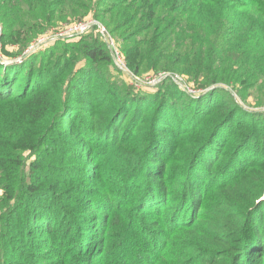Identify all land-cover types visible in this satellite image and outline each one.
Instances as JSON below:
<instances>
[{
    "label": "trees",
    "instance_id": "1",
    "mask_svg": "<svg viewBox=\"0 0 264 264\" xmlns=\"http://www.w3.org/2000/svg\"><path fill=\"white\" fill-rule=\"evenodd\" d=\"M37 3L49 7L44 0ZM16 19L8 34L14 42L24 40L31 29L14 32L11 23ZM50 19L48 10L44 20ZM220 33H195L187 42L189 49L153 60L152 48L143 57L130 50L125 56L120 49L133 73L141 76L145 61L151 69L165 61L167 68L175 66L190 76L201 91L217 82L227 84L236 68H245L248 77L264 76V35L238 52L219 50ZM80 43L77 50L88 59L112 63L99 34L98 40ZM4 49V57H14ZM47 53L45 48L24 54L18 62L0 61V105H23L26 111L10 114L4 127L17 140L44 122L47 133L65 127L55 130L62 134L58 138L81 136L94 153L90 174L98 190H88L90 200L76 215L56 182L41 190L31 182L37 180L38 165L33 164L27 192L41 195L49 210L37 225L29 219L22 233L29 242L36 229L48 231L56 246L48 262L36 263L35 254L21 249L17 258H29L28 264H264V158L255 157L264 154L263 112L245 113L249 120H237L231 127L242 110L227 89L212 87L190 97L166 78L154 90H137L132 83L116 92L101 75L92 77L93 70H79L77 63L46 67ZM92 79L101 81L100 96L90 88ZM82 97H99L98 105L87 109ZM177 132L181 136L176 141L187 143L173 161L171 142ZM38 142L30 147H40L43 139ZM104 178L113 182L103 185Z\"/></svg>",
    "mask_w": 264,
    "mask_h": 264
},
{
    "label": "rangeland",
    "instance_id": "2",
    "mask_svg": "<svg viewBox=\"0 0 264 264\" xmlns=\"http://www.w3.org/2000/svg\"><path fill=\"white\" fill-rule=\"evenodd\" d=\"M44 1L49 7L38 5V0H0V48L7 49L14 57H22L26 54L25 52H29L28 47L38 38L45 35L51 36L67 23L91 18L98 19L114 33L125 56V51L130 50L136 53V56L143 57L145 51L152 48V60L162 53L163 56L170 57V55L173 56L174 51L189 49L187 42L193 40L191 37L195 38V33L201 36L202 33L212 30L221 32L217 40L219 50L229 49L238 52L255 44L264 35V0ZM30 2L31 5H29ZM48 10H50L51 19L45 21L44 12ZM13 18H18L11 23L14 32L23 31L24 27L31 26V29L26 32V38L22 41H11L12 39L8 36L11 32L9 24ZM98 34L94 29L92 32L69 38L52 37L37 44L32 51H41L46 48L48 51L44 57L46 67L51 68L52 64H63L65 61L74 62L77 63L79 70L84 72L93 70L92 77L94 74L101 75L104 82L107 81V85L114 87L116 92L123 91L133 83L129 75L117 67L113 61L110 64L101 58L90 60L77 50L81 45L80 42L98 40ZM1 53L0 50V60L5 58ZM161 65L151 69L147 62H144L140 77L145 78L142 80L143 84H136L137 90L157 89L158 83L151 84L155 79L154 75L158 72L170 71L173 73V81L168 78L179 89L185 91V88H189L185 92L190 97H199L212 87L229 90L235 104L242 110L233 117L231 127L235 126L237 120H249L248 116L243 117L245 113L263 112L264 114V76L254 73L248 77L249 72L245 68H236V76L232 75V79L227 84L217 82L211 84L213 86H209L206 91L195 94L193 90L198 86L193 83L190 76L183 74L175 66L167 68L165 61H162ZM175 75H178V78ZM100 82L99 79H92L90 83L91 90L96 92L97 96L101 95V91L97 88ZM81 99L87 109L91 107L90 105L97 106L99 101V97L97 99L82 97ZM173 99L177 101L176 93ZM18 110L26 112L23 105L17 107L6 103L0 105V256L4 261L2 264H17V262L28 264L29 258L21 259L15 255L17 249H21L35 254L36 263L40 260L48 262L52 260L51 256L56 246L51 241L49 232L36 229L31 233L33 238L29 242L22 233L29 219H33L37 225L39 221L46 218L49 210L47 206L44 207L45 202L40 199L41 195L38 194L35 197L27 192L26 184L31 181L29 168L33 164L38 165L35 168L37 180L31 182H37L39 190L56 182L58 191L62 193L66 191L65 205L78 215L82 210V204L90 200L88 190H98L93 183L95 177L90 174L93 170L91 161L94 162L90 154L94 153L87 149L90 143L81 136L77 138L76 135H70V137L58 138L62 134H58L59 132L55 130H64L63 125L55 126V130L47 133L49 127L46 122L40 127H31L30 131L21 134V140H17L11 135V128H6L4 125L10 114ZM46 133L47 135L43 138ZM175 135L171 144L173 145V161H178L179 151L185 148L187 139L176 141L181 135L179 132ZM41 139L43 142L40 147L34 149L30 147L33 142L39 143ZM16 145L20 147L15 148ZM75 145L76 147H73ZM261 148H264V143ZM255 157L261 159L264 158V154H257ZM100 182L105 185L113 181L110 178H104ZM78 198L81 202L74 203L73 201ZM31 263L34 264V261Z\"/></svg>",
    "mask_w": 264,
    "mask_h": 264
},
{
    "label": "built area",
    "instance_id": "3",
    "mask_svg": "<svg viewBox=\"0 0 264 264\" xmlns=\"http://www.w3.org/2000/svg\"><path fill=\"white\" fill-rule=\"evenodd\" d=\"M97 30V32L100 35V38L102 41H104L110 51L112 61L115 63L117 67H119L122 71H124L127 75L130 76V78L133 80V83L136 84H143L142 80H144L145 77H140L139 75L133 73L126 64L125 58L121 52V49L115 39V37L112 35V33L108 30L106 26H104L101 22L98 20L91 18L81 21H75L70 22L65 25H63L57 32L50 35H45L43 37L38 38L35 42H33L27 49V51H32L35 49L37 44L43 43L46 40L52 39V37L55 38H69L77 35H81L87 32H90L92 30ZM25 52V53H29ZM155 76V79L151 84L159 83L165 78H171L173 81V73L169 71H162L158 72ZM176 76V75H175ZM178 76V75H177ZM176 76V77H177ZM178 78V77H177ZM178 83V82H177ZM137 86V85H136ZM189 90V88H185V91ZM197 91V90H196ZM193 90V92H196Z\"/></svg>",
    "mask_w": 264,
    "mask_h": 264
},
{
    "label": "water",
    "instance_id": "4",
    "mask_svg": "<svg viewBox=\"0 0 264 264\" xmlns=\"http://www.w3.org/2000/svg\"><path fill=\"white\" fill-rule=\"evenodd\" d=\"M19 59H21V57L19 56V57H11V56H6L4 59H2V60H0L1 62H3V63H10V62H15V61H18ZM206 89H208V88H206ZM206 89L205 90H199V91H196V92H194L195 94H197V93H202V92H204V91H206Z\"/></svg>",
    "mask_w": 264,
    "mask_h": 264
}]
</instances>
